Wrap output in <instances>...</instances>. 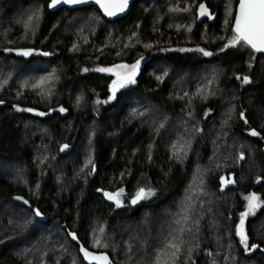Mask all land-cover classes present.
<instances>
[{
	"label": "trees",
	"instance_id": "16d2710c",
	"mask_svg": "<svg viewBox=\"0 0 264 264\" xmlns=\"http://www.w3.org/2000/svg\"><path fill=\"white\" fill-rule=\"evenodd\" d=\"M139 1L135 0L126 15L114 21L103 18L94 6L63 7L52 12L47 8L48 0L0 2V10L6 12L4 19H9L5 27L0 25V61L28 63L43 57L51 60V67L62 69L50 98H45L35 85L39 76L29 78L22 87L14 83L6 88L0 86V162L20 164L26 170V184L39 188L38 196L31 197L26 185L0 174V201L28 202L36 218L58 220L66 236L73 235L78 254L81 243L88 249L108 253L112 264L116 263L109 252L90 246L88 220L97 216L107 225H115L138 219L144 209L152 212L165 207L172 213L165 225L153 224L146 232L143 229L141 243L145 252L140 251L138 264H147L151 253H167L173 260L171 264H264V54L244 43L230 44L233 15L223 28L221 6L212 0L204 1L210 19L196 22L190 35L184 28L153 26ZM30 3H39L40 12L23 15L24 10L13 15ZM88 11H94L104 23L94 36L81 39L75 28H63L62 12ZM137 21L138 27L132 28L136 36L130 37L125 26ZM35 23L38 25L33 26ZM108 25L120 26L122 40L135 41L134 48L126 52L103 48L109 39L105 30ZM137 35L143 43L138 48ZM189 36L198 49L182 47ZM24 51L30 54L25 56ZM142 55L147 56L142 58L144 62L129 90L144 94L168 112L179 110L176 103L171 105L168 100L174 92L172 84L151 76L150 61L180 69L207 63L218 68L214 89L217 97L205 96L195 102L202 127L196 129L195 124H190L191 136L180 158L167 150L174 151L176 142L172 145L164 144L162 139L152 141L148 128L129 117L131 105L124 90L116 93L113 102L102 103L109 96L112 76L90 67L133 64ZM41 81L45 84L44 79ZM77 95L84 96L85 101L76 109L72 98ZM26 108L44 115L28 116L21 112ZM23 120H34L36 126L27 131ZM221 124L228 126L224 132L219 129ZM90 125L92 174L81 181L65 162L66 178L71 183L59 188L56 173L45 166L47 157L57 155L58 146L65 143L69 146L63 154H74L83 145L82 138ZM253 131L259 135H252ZM197 166L205 172L209 185L204 188L206 192L190 198L186 188ZM223 174H231L233 182L220 189ZM144 182L150 197L143 203L116 206L105 198V193L115 188L133 194ZM250 192L257 195L260 206L244 221L245 247L235 227ZM149 237L154 239L148 241ZM0 264L25 263L10 247L0 244Z\"/></svg>",
	"mask_w": 264,
	"mask_h": 264
},
{
	"label": "rangeland",
	"instance_id": "374dc122",
	"mask_svg": "<svg viewBox=\"0 0 264 264\" xmlns=\"http://www.w3.org/2000/svg\"><path fill=\"white\" fill-rule=\"evenodd\" d=\"M1 1L2 0H0V2ZM204 1L205 0H162L159 2L157 0H141L138 2V5L151 16L153 26L157 27L165 24L169 28H184L190 35V32L196 28V22L203 18L210 19L208 10L204 15H201L200 6L204 5L206 8ZM212 1L221 6L222 26L223 28L227 27L229 19L234 15L233 10L236 0ZM24 10L25 12L23 15H30L37 11L40 12V5L39 3H30L26 7L17 9L13 15L16 16L19 12ZM4 14H6V12L0 10V25L3 24L5 27L9 19H4ZM64 14L62 12L60 17V19H64L63 28H69L72 31L75 28V34L81 39L89 35L94 36L100 28H104L102 18L94 11L89 13L74 12ZM37 25L38 24L35 23L33 26ZM136 26L138 27V21L134 22L133 25H126L125 28H128L130 31L126 34L130 37L136 36L135 31L132 29L136 28ZM105 28H107L105 30L109 39L103 48L117 51L121 50L123 52H126L127 49L134 48L135 41L122 40L124 34L121 33L120 26L108 25ZM30 29L33 28H28V30ZM187 42L188 43L182 46L184 49H198L195 43H193L191 36L188 37ZM140 45H143V43L137 35V48ZM145 56L147 55H142L137 59V62L138 60L140 62L138 64L135 61L133 64L119 62L113 65H93L90 67V70L112 76V81L109 85V96L102 101L103 104L113 102L116 93L124 90V94L127 95L125 98L128 104L131 105V107H128L129 117L136 120L141 126L148 128L152 141L155 140V142H158V139H162L164 140V144L170 142L172 145L176 142L177 145L174 151L167 150L173 154L174 158H180L183 155L184 144L190 138L189 136H191L190 129L192 130V125L190 124H195L196 129L202 127L198 120L195 102L202 101L205 96L213 97L212 99H216L217 97L214 89L216 86L218 68L212 63H207L198 67L180 69L173 68L164 62L154 63L150 61L151 76L160 82L168 81L172 84L174 92H172V96H170L172 99L168 100L171 102V105L172 103H176L179 110L168 112L153 104L144 94H132L133 91L129 90V88L135 84V77L139 72L141 63L144 62L142 58ZM148 59H150V57L146 58V60ZM49 62H51L49 58L45 59L43 57L34 58L28 63H18L13 60L5 62L0 61V86L6 88L7 85L14 83L13 86L19 84V86L22 87V83L28 84L29 78L39 76V80L35 85L42 89L45 98H50L55 93V86L61 78L62 69L60 67L61 70H59L58 66L51 67ZM101 69H106V71H101ZM42 79H44L45 84L41 83ZM72 99L74 102L73 106L76 109L85 101V97L82 95H77ZM21 112L28 116L44 115V112L31 108L23 109ZM165 121L167 122L164 123ZM170 123L171 126H167ZM177 123L181 125L180 128ZM23 124L27 131L32 130L33 126H36L34 120H23ZM226 128H228V126L224 124L219 126L222 132H224ZM86 131L87 132L84 133L82 138L83 145H81L74 154H63L69 146V144L65 143L58 146L57 155L53 153L47 157L45 166L49 165L56 173L59 188L65 185L68 186L71 183V181H68L66 178L67 170L65 169V162H68L71 168L75 169V174L81 181H84L92 174V125H90ZM78 157L80 158L79 160L77 159ZM213 166H216V163L213 162ZM25 171L26 170L21 169L20 164L0 162V174H4L14 181L26 185L27 189L31 191V197H37L39 192L38 185L31 186L26 184L27 176ZM193 171L194 173L186 188L187 195L190 198L206 192L204 188H208L209 185L204 177L205 172L201 167L197 166ZM72 181H76V179ZM232 182L233 179L231 174L221 175L220 189L231 185ZM139 188L144 189V195L141 200V203H143L150 197L146 182L139 185L133 194H127L123 188H115L111 190V192H108L115 198L109 199L107 195H105V198L113 202L116 206H123L129 203L130 198L137 194ZM252 194L255 193L250 192L245 196V205L241 213L248 212L247 198ZM255 196L257 197L256 194ZM255 203L260 206L259 198ZM258 207L245 216L244 221L247 217L253 215ZM170 214L172 213L169 211V208L166 207L152 212L144 209L138 219L118 222L115 225H107L105 220L93 216L92 219L88 220L90 246L94 249L109 252L116 264H138L141 261L140 251L144 250L141 243L143 229L146 232L153 224L157 225L164 223L165 225ZM240 219L241 214L235 227V232L238 239L241 241L240 235L237 232ZM153 239V237H149L148 241H152ZM74 240L75 238L73 235L66 236L58 220L45 219L43 217L36 218L28 202L22 199H16L15 201H0V244L10 247L25 264H83L74 246ZM96 240L100 241L99 246L96 245ZM176 250L180 251V248ZM148 255V258H146L147 264H171L173 261L168 257L167 253H151ZM176 264L180 263L176 262Z\"/></svg>",
	"mask_w": 264,
	"mask_h": 264
},
{
	"label": "snow or ice",
	"instance_id": "6c2138e0",
	"mask_svg": "<svg viewBox=\"0 0 264 264\" xmlns=\"http://www.w3.org/2000/svg\"><path fill=\"white\" fill-rule=\"evenodd\" d=\"M61 0H52L50 7L55 6L60 3ZM64 3H80L83 0H63ZM97 3L101 4V7L107 12L108 15H115L114 11H110L111 7H116L118 10L123 11V8L127 5V0H121L119 4L105 3L103 0H97ZM201 15H204L207 12V9L204 5L200 6ZM234 35L230 40L231 45L244 43L251 46L256 51H264V0H239V10L235 16V26L232 29ZM229 45H225L228 47ZM201 51H203L201 49ZM30 54V51H24L23 55L27 56ZM205 55H211V53H204ZM47 55V53H45ZM139 62H137L138 64ZM136 67V66H133ZM101 71H106V69H101ZM134 82V81H133ZM247 82V78H245ZM43 83V81H41ZM115 83V82H114ZM63 110V109H62ZM252 135H259V133L253 131ZM231 182V181H229ZM150 194V193H149ZM109 199H114L115 197L112 194L105 193ZM118 195V194H117ZM144 190L141 189L137 193V199L143 198ZM248 212L241 213L240 225L237 227V232L240 235L241 243L247 247V236L244 233V218L250 212H252L259 205L255 203L258 199L255 194H252L248 198ZM136 201L133 200V203ZM39 215V212H37ZM96 245H100V241H95ZM174 246V245H173ZM255 247V246H253ZM84 252L85 258L97 260L100 264H109L108 258L106 256H93L86 249H81Z\"/></svg>",
	"mask_w": 264,
	"mask_h": 264
},
{
	"label": "water",
	"instance_id": "95a60500",
	"mask_svg": "<svg viewBox=\"0 0 264 264\" xmlns=\"http://www.w3.org/2000/svg\"><path fill=\"white\" fill-rule=\"evenodd\" d=\"M134 1L135 0H127V5L123 8V11L118 10V8H116V7H111L109 10L110 11H114L115 15H108L107 12L104 10V8L101 7V4L97 3V0H83V2H80V3H64L63 0H61L60 3L56 4L53 7H50V5L52 3V0H48L47 8H48L49 11L53 12V11H56V10H58L60 8H63V7L67 8V9H74V8H82V7H86V6H94V7H96L99 10V12L101 13L103 18H105L106 20H109V21H111V20L113 21L115 19L121 18L124 15H126V13L130 9L131 4ZM103 2L111 3V4H119L121 2V0H103ZM238 10H239V0H237L236 5H235L233 20H232V24H231L232 29L235 26V16L238 13ZM249 47L252 50L256 51L251 46H249ZM258 52H261V53L264 54V51H258ZM141 189H143V188H139L137 193H139ZM133 200H135L136 202L133 203ZM141 200H142V198L137 199V194H136L134 197L130 198L129 203L131 205H135V204L139 203V201H141ZM82 248L86 249L93 256H106L108 258L109 264H112L111 257L109 256L108 253H106L104 251H94V250L86 248L81 243H78L79 255H80V257H81V259H82L84 264H100V262L97 261V260L85 258L84 252L81 251Z\"/></svg>",
	"mask_w": 264,
	"mask_h": 264
}]
</instances>
